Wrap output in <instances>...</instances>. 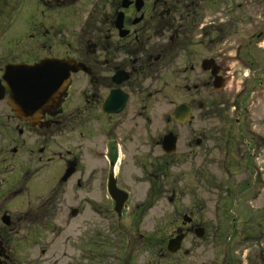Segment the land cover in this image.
I'll return each mask as SVG.
<instances>
[{"label": "flooded vegetation", "instance_id": "1", "mask_svg": "<svg viewBox=\"0 0 264 264\" xmlns=\"http://www.w3.org/2000/svg\"><path fill=\"white\" fill-rule=\"evenodd\" d=\"M242 37L244 41H235ZM258 48L264 50V0H0V264H23L25 258H36L32 255L42 238L36 226L44 222L47 226L54 219L55 207L52 211L40 209L46 203L33 213L26 208L33 176L46 156L48 134L62 126L71 134L99 119L110 124L126 111L132 97L142 103L139 114L145 113L154 74L165 71L175 57L180 94L176 106L188 107L190 116L183 123L175 122V106L171 120L186 125L195 112L198 115L194 143L201 161L197 174L206 176L205 183L216 193L214 204L228 216L231 195L237 193L240 198L250 189L245 187V175L264 177V154L260 163H254L248 149L252 144L264 150V135L251 131L253 124L248 121L249 95L263 90L264 68L258 74L251 71L250 79L235 94L234 89L226 91L228 101L221 97L233 78L229 50H236L234 60L249 68L259 64L252 53ZM49 60H67L79 68L70 72L59 96L43 104L38 97L26 98L19 93L22 82L14 71L7 77L4 74L8 66L39 65ZM122 94L126 96L122 111L106 112L107 99L118 103ZM24 110L27 113H22ZM144 122L148 127L150 117ZM169 133L176 137L172 153L162 147L163 137ZM177 141L178 135L166 129L156 144L165 157H172ZM109 156L106 189L110 175L115 180V153ZM46 162L61 164L56 180L62 184L79 168L70 149L65 154L55 152ZM69 167L72 173L62 181ZM221 174L241 175L243 181L226 186ZM115 185L125 191L116 180ZM237 221L230 219L231 224ZM240 222L246 224L245 219ZM197 228L204 234L201 225L183 214L167 236L166 254L178 253L187 235ZM180 234L179 250L169 252L168 241ZM46 250L39 249L38 254Z\"/></svg>", "mask_w": 264, "mask_h": 264}, {"label": "rangeland", "instance_id": "2", "mask_svg": "<svg viewBox=\"0 0 264 264\" xmlns=\"http://www.w3.org/2000/svg\"><path fill=\"white\" fill-rule=\"evenodd\" d=\"M229 52L233 54L229 56L233 60V78L222 90L225 101L226 91L234 89L235 94L250 79L251 71L258 74L264 68L261 48L252 50L259 64L249 68L234 60L236 50ZM177 69L175 57L165 71L154 74L145 113L139 114L142 103L132 97L126 111L110 124L106 121L104 125L99 119L71 134L65 126L48 134L46 156L33 176L26 208L33 213L46 203L40 209L52 211L55 207L54 219L47 226L45 222L36 226L42 237L32 255L37 257L31 262L24 257L23 264H264V177L245 175V187L250 189H245L240 198L237 193L231 195L228 216L222 207H216L215 191L205 183L206 176L197 174L201 161L196 157L198 148L194 143L200 124L198 115L195 112L194 119L186 125L171 120L172 110L180 101ZM249 100L251 131L264 135V88L250 94ZM146 116L151 120L148 127ZM166 129L178 135L172 157H165L156 144ZM67 149L78 159L79 168L70 181L62 184L56 180L61 164L46 162V157L58 151L65 154ZM248 149L251 160L260 163L264 150L252 144ZM109 153H115L112 166L116 183L128 194L120 216L106 189ZM221 176L226 186L243 181L241 175ZM72 209L77 210L76 215H72ZM183 214L192 217L193 223L201 225L205 232L201 237L187 235L180 251L167 255V236L182 221ZM232 217L238 219L236 224H231ZM42 248L47 249L45 254H38Z\"/></svg>", "mask_w": 264, "mask_h": 264}, {"label": "water", "instance_id": "3", "mask_svg": "<svg viewBox=\"0 0 264 264\" xmlns=\"http://www.w3.org/2000/svg\"><path fill=\"white\" fill-rule=\"evenodd\" d=\"M79 66L72 64L67 60H49L44 61L39 65L31 66H8L5 69V76L14 71L22 82V88L19 89V93L26 98L38 97L41 99V103H45L50 99H54L66 88L70 72L77 71ZM1 96V95H0ZM110 97V96H109ZM109 99V98H108ZM107 99L105 104V111L110 113H119L122 111L126 96L122 94L121 101L109 102ZM109 105V106H108ZM112 106V107H110ZM17 114H19L16 111ZM22 113H27L25 110ZM190 109L184 105H178L173 110L172 118L175 122L183 123L189 119ZM176 137L172 134H166L162 140L163 149L172 153L175 150ZM72 173V169L69 167L65 170L62 181H65ZM107 191L110 197L114 200V210L120 215L123 206L127 200V193L115 185L114 178L110 175L107 184ZM72 215H76L77 210L72 209ZM195 234L198 237L203 235V229H195ZM183 240V234L177 235L171 238L167 244V250L174 253L179 250L181 242ZM262 261H264V253L262 254Z\"/></svg>", "mask_w": 264, "mask_h": 264}]
</instances>
